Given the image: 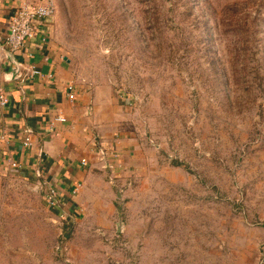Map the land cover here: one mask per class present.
Wrapping results in <instances>:
<instances>
[{
	"label": "rangeland",
	"instance_id": "1",
	"mask_svg": "<svg viewBox=\"0 0 264 264\" xmlns=\"http://www.w3.org/2000/svg\"><path fill=\"white\" fill-rule=\"evenodd\" d=\"M55 5L58 47L78 80L112 85L134 121L140 155L107 229L95 223L96 208H80L56 232L45 203L41 215L30 211L39 198L0 172V258L262 264L264 0Z\"/></svg>",
	"mask_w": 264,
	"mask_h": 264
},
{
	"label": "crops",
	"instance_id": "2",
	"mask_svg": "<svg viewBox=\"0 0 264 264\" xmlns=\"http://www.w3.org/2000/svg\"><path fill=\"white\" fill-rule=\"evenodd\" d=\"M24 1L0 0V89L8 100L0 106V133L5 135L0 141V172H12L13 180L39 198V208L30 211L41 215L45 203L48 223L56 232L58 221L69 223L80 208H96L95 223L107 229L136 171L140 147L134 121L110 83L76 78L55 41L52 19L37 23L33 37L10 58L2 46L8 18ZM12 59L21 64L14 79ZM30 65L40 74L29 77ZM68 83L74 87V100L66 97ZM57 115L64 121L54 120ZM50 189L56 193L54 204L48 201ZM29 255L33 264H41L38 254ZM0 264L8 263L0 258Z\"/></svg>",
	"mask_w": 264,
	"mask_h": 264
},
{
	"label": "built area",
	"instance_id": "3",
	"mask_svg": "<svg viewBox=\"0 0 264 264\" xmlns=\"http://www.w3.org/2000/svg\"><path fill=\"white\" fill-rule=\"evenodd\" d=\"M55 0H26L14 8L8 18L7 33L3 40L2 46L6 47L10 53V58H13L14 53L23 49L26 41L31 39L36 31V24L40 21H47L51 19L55 13ZM30 54L27 53L26 57ZM16 62L12 59V62ZM19 69L21 64L18 63ZM29 77L31 75H39L40 71L33 66L26 68ZM19 74V73H18ZM66 97L69 100L75 99L74 87L71 83L66 85ZM8 100L0 89V106H5ZM54 120L64 121L62 115H57ZM5 138V135L0 133V141ZM29 137L24 138V145H29ZM103 153L101 147H99ZM81 163L85 164V159H81ZM56 195L54 189L49 190L48 201L54 204V196Z\"/></svg>",
	"mask_w": 264,
	"mask_h": 264
},
{
	"label": "water",
	"instance_id": "4",
	"mask_svg": "<svg viewBox=\"0 0 264 264\" xmlns=\"http://www.w3.org/2000/svg\"><path fill=\"white\" fill-rule=\"evenodd\" d=\"M13 63H14V67H13L11 73H10V79L17 78L18 71H19V65H18V63L17 62H14V61H13ZM117 196H120L119 192L117 193Z\"/></svg>",
	"mask_w": 264,
	"mask_h": 264
}]
</instances>
